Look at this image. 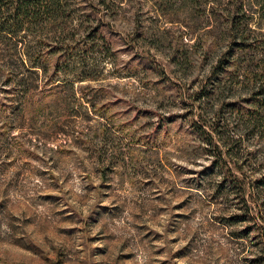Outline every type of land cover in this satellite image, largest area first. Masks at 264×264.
I'll list each match as a JSON object with an SVG mask.
<instances>
[{
	"label": "rangeland",
	"instance_id": "374dc122",
	"mask_svg": "<svg viewBox=\"0 0 264 264\" xmlns=\"http://www.w3.org/2000/svg\"><path fill=\"white\" fill-rule=\"evenodd\" d=\"M84 1L0 46V264H264V0Z\"/></svg>",
	"mask_w": 264,
	"mask_h": 264
},
{
	"label": "trees",
	"instance_id": "16d2710c",
	"mask_svg": "<svg viewBox=\"0 0 264 264\" xmlns=\"http://www.w3.org/2000/svg\"><path fill=\"white\" fill-rule=\"evenodd\" d=\"M84 2H87V0ZM67 3L68 0H0V46L2 43H5L7 46L8 43L15 38V33L18 37V33L24 29L30 30L33 28V26L36 28L38 26L43 29L50 22H53L55 23V26H58L57 22L59 18H63L69 8ZM230 4V14L232 15L230 20L232 23H235L238 18V12L243 10V0H231ZM69 15L71 16V14ZM69 15H67L68 18L70 17ZM68 18L64 19L66 23H69ZM67 24L62 26V29L58 32L59 34H56V39H54L53 45L48 49V52L44 37L43 40L38 41V49L36 51H33L32 53L19 52V54H21V67H23L24 70H28L30 68H36L37 70L38 67L44 68V73L46 74L49 72V69L48 64L45 63L46 61H44V57H46L48 53H52L58 54L59 56L63 55L64 57V60L62 61H60V57H57V63L55 64L54 72L58 73L62 64L67 61V55L70 52L72 53L77 50L75 43H71L74 42L75 35L71 33L70 38L68 34L66 36V33H63L66 30ZM93 32H95V29H93ZM102 38L104 37L102 36ZM17 41L20 42V40ZM18 42H16V44L14 43L15 46H17ZM2 48L3 47H0V50ZM3 57H5L4 50L0 51V59L4 60ZM28 61L30 62L31 66L28 64ZM6 64L9 66L8 61ZM8 71L11 74H14L15 72L12 71L10 67L8 68ZM22 72L23 71L16 72L21 74V77L17 79L18 84L16 85H25L27 81V79L24 80L27 74ZM54 72L47 77L46 81L54 82ZM259 92L260 93L257 94L264 95L263 90ZM258 102L259 104H264V96H262Z\"/></svg>",
	"mask_w": 264,
	"mask_h": 264
}]
</instances>
